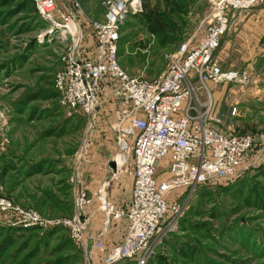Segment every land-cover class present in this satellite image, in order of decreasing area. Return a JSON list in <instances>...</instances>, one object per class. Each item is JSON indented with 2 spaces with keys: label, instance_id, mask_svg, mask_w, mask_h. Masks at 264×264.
Listing matches in <instances>:
<instances>
[{
  "label": "rangeland",
  "instance_id": "rangeland-1",
  "mask_svg": "<svg viewBox=\"0 0 264 264\" xmlns=\"http://www.w3.org/2000/svg\"><path fill=\"white\" fill-rule=\"evenodd\" d=\"M103 1L57 0L54 17L72 28L74 22L82 32L81 44L91 49V23L102 17ZM151 3L170 28L151 35L141 15L128 13L117 42L120 66L148 80L165 72V54L204 34L210 12L206 0ZM262 7L264 2L253 9ZM68 10L73 21L67 19ZM61 34L59 25L40 17L27 0H0V196L47 220L22 229L1 218L0 264L87 263L68 228L56 221L74 213L79 177L86 180L88 169L118 153L109 119L100 114L89 126L83 114L60 102L54 76L63 66L66 40ZM259 43L264 45V34ZM240 46L237 41L231 59H220L219 48L215 52L223 71L246 73L229 81L224 113L239 120L240 130H264V55H256L247 67ZM224 85L210 86L212 97ZM180 192L172 190L168 199L178 198L182 213L158 240L147 264H264L263 149L249 155L232 180ZM116 264L135 263L123 259Z\"/></svg>",
  "mask_w": 264,
  "mask_h": 264
},
{
  "label": "built area",
  "instance_id": "built-area-1",
  "mask_svg": "<svg viewBox=\"0 0 264 264\" xmlns=\"http://www.w3.org/2000/svg\"><path fill=\"white\" fill-rule=\"evenodd\" d=\"M32 1L40 17L59 25L66 40L63 66L54 76L61 104L83 114L89 126L99 117L102 104H110V128L118 145V153L111 158L115 170L93 195L103 226L123 221L124 232L103 263L129 259L147 264L158 240L182 213L181 202L178 198L169 200V192L179 189L181 194L198 185L232 180L245 167L249 155L264 150V130L240 133L222 128V117L208 87L209 82L245 77V72L223 71L214 58L215 50L235 16L264 0H206L210 12L204 34L165 54L166 70L152 80L130 75L117 61L120 27L128 13L142 9L141 0H104L102 17L91 23L94 45L89 50L81 44L82 32L74 22L72 28L70 23L56 21L57 0ZM67 17L74 19L70 10ZM198 91L205 95L204 100ZM130 157V199L117 206L108 198L106 187L119 179ZM91 200L86 190L76 188L74 213L56 221L68 228L87 258L89 243L92 248L104 247L101 234L90 238L87 233L86 207ZM1 218L22 229L47 223L34 209L14 205L2 196Z\"/></svg>",
  "mask_w": 264,
  "mask_h": 264
},
{
  "label": "crops",
  "instance_id": "crops-1",
  "mask_svg": "<svg viewBox=\"0 0 264 264\" xmlns=\"http://www.w3.org/2000/svg\"><path fill=\"white\" fill-rule=\"evenodd\" d=\"M254 10H256V12L252 13ZM243 12L245 13L241 12L240 16L233 20L228 32L224 35L221 44L218 47V57L220 59H228L235 56V43L238 41L241 45V50L239 51L240 59H243L246 62L247 67H251V59H256L258 57H256V55L258 54L264 55V45L259 43L264 34V7L258 9L251 8ZM240 22H242V27L237 26ZM229 31L235 32L234 35L230 36ZM214 58L216 59V55ZM223 83H225L224 87L215 91L213 99L215 100L216 111L222 117V128L226 131H231L236 127H239L240 124L238 123V119L232 121L233 117L228 118L224 113H227V108L222 104V100H224L226 90L229 89V81ZM218 84L221 83L209 82L208 87L210 89V86H217ZM241 90L244 91V88H241ZM129 159L131 164L126 165L125 170L119 174V179L110 182L106 187L108 198L117 206L126 205L130 199L133 185V162L131 157ZM108 161L109 159L96 166L94 165L93 168L88 169L86 180L82 181V177H79L78 181L77 188H83L88 192V195L92 197L90 204L86 207V213L88 214V236L91 238L101 234L104 245L102 249H96L92 248L89 243L88 249L90 250V257L87 258L83 252L88 261L85 264H104L103 258L112 246L121 241L124 232L123 221L113 222L108 227L103 226V215L98 209V202L93 195L106 179L108 174Z\"/></svg>",
  "mask_w": 264,
  "mask_h": 264
},
{
  "label": "trees",
  "instance_id": "trees-1",
  "mask_svg": "<svg viewBox=\"0 0 264 264\" xmlns=\"http://www.w3.org/2000/svg\"><path fill=\"white\" fill-rule=\"evenodd\" d=\"M168 1L169 0H164V2H168ZM27 3H28V5L31 6V9L37 13V10H36V7H35L33 1L32 0H27ZM141 6H142L141 11H137V12L132 13V14L133 15H137L138 14V15L142 16V19H143L144 24H145V28H146V30H147V32L149 34L157 35L161 31H166V30H168L170 28V25L164 19V16H163L162 12H160L154 5H152L151 0H141ZM237 15L235 16V18L237 17ZM93 41H94V35H93ZM84 48H86L88 50L90 49L89 47L87 48L85 46H84ZM216 50H215V52H216ZM100 114L105 116L107 118V120L109 119L108 121H109V125H110V122H111V110H110V104L109 103L104 102L102 104L101 113ZM99 117H100V115H99ZM232 131L233 132H240V133L255 132V131L240 130L239 127H236Z\"/></svg>",
  "mask_w": 264,
  "mask_h": 264
},
{
  "label": "water",
  "instance_id": "water-1",
  "mask_svg": "<svg viewBox=\"0 0 264 264\" xmlns=\"http://www.w3.org/2000/svg\"><path fill=\"white\" fill-rule=\"evenodd\" d=\"M139 6H141L140 3H139ZM139 11H141L140 8H139ZM107 170H108V174L106 176V179H108L111 176L112 172L115 170V161L113 159H110L108 161V168H107Z\"/></svg>",
  "mask_w": 264,
  "mask_h": 264
},
{
  "label": "bare ground",
  "instance_id": "bare-ground-1",
  "mask_svg": "<svg viewBox=\"0 0 264 264\" xmlns=\"http://www.w3.org/2000/svg\"><path fill=\"white\" fill-rule=\"evenodd\" d=\"M121 160V156H120V158H118V161H120Z\"/></svg>",
  "mask_w": 264,
  "mask_h": 264
}]
</instances>
